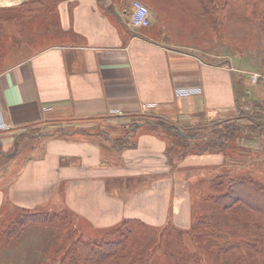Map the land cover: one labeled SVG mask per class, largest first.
Returning <instances> with one entry per match:
<instances>
[{"label":"crops","instance_id":"0c3cea01","mask_svg":"<svg viewBox=\"0 0 264 264\" xmlns=\"http://www.w3.org/2000/svg\"><path fill=\"white\" fill-rule=\"evenodd\" d=\"M24 1L0 0V9ZM132 1L59 0L55 25L34 43L6 48L4 41L3 49L0 32V121L9 126L0 130V225L27 211L60 214L85 232L126 220L186 229L194 213L193 170L203 175L202 193L220 173L249 172L264 185L262 138L235 142L240 151L176 162L167 143L174 132L130 126L131 116L144 110L189 137L181 144H200L211 123L251 107L240 108L236 93L245 65H233L227 43L217 39L232 26L225 21L217 28L210 0H139L150 11V24L141 29L127 25ZM230 16L231 8L228 22ZM257 86L242 92L263 104ZM188 88L193 94L176 95ZM124 132L131 142L118 147ZM36 227L5 244V264H40L34 233L44 228Z\"/></svg>","mask_w":264,"mask_h":264},{"label":"trees","instance_id":"16d2710c","mask_svg":"<svg viewBox=\"0 0 264 264\" xmlns=\"http://www.w3.org/2000/svg\"><path fill=\"white\" fill-rule=\"evenodd\" d=\"M58 1L28 0L18 6L0 9L1 34L11 37L12 40H15L14 43H18V38H20L21 33L26 31L29 23L41 19L46 24L45 26L48 27L49 25L50 28L53 24L52 18L55 19L53 13ZM209 3L210 11L212 8L215 9L217 28L221 27L222 29L224 22H227V10L231 8V19L247 31V37L238 36V38L247 41L259 34L260 41L257 38L255 42L262 41L264 45V0H215L214 6L211 0ZM249 26L252 27L253 31L248 29ZM222 34V32L217 33V39H223ZM235 34L237 32L233 33V35ZM234 46L239 48L237 45ZM256 48L257 56L259 54L263 56L264 46H257ZM246 49L249 50L248 45ZM262 88L264 89V87ZM251 108H253L252 112L240 111L239 115L234 118L211 123L205 128V132H207L206 129H209L210 133L205 134L204 138L201 137L203 139L201 143L192 149L227 154L226 147L230 150L240 151L239 148L241 147L236 146L237 143L235 142L243 138L249 140L262 138V143H264V103H253ZM138 116L142 119L137 118ZM129 124L135 128L138 127V124L146 125L147 129L159 128L164 133L163 136L167 135L165 132L167 129L174 132L173 136L178 140L173 136L171 139L169 137L168 152H171L175 145L190 149V145L187 146L185 139L184 145L180 142L183 138L189 137L181 136L182 134L174 126L166 125L171 123L153 116V114L144 112L141 115L131 116V123ZM124 133L123 140L119 144L117 143L118 147L127 146L131 142L127 138L129 133ZM205 186V196L200 199L202 212L198 213L193 210V218L188 228L177 229L174 226L165 225L156 228V230L160 229V232H163L168 226L175 228L178 230H176L178 237L186 235L190 242L199 240L220 259L222 256H229L230 259L234 260L229 262L223 260L225 264H264V185L248 174L229 176L226 173H220ZM204 204L207 207H204ZM213 211H219V213L216 214ZM56 217H61L64 221L67 220L60 214L23 211L15 221L6 227L4 233H6L8 241L16 242L27 226L53 223ZM129 224L146 226L126 220L105 230L103 239L100 238L102 242L98 245L94 241L74 240L68 249L58 251L61 256L55 264H80L82 260L81 264H151L152 259L157 258L155 256L158 251L153 252L150 256L143 254V250H149L153 246L148 248L150 244H145L138 247L139 241L135 240V234L126 228ZM115 236L117 237L116 241L105 242L107 237ZM185 248L188 249L187 246H184L182 250ZM182 250L176 254L165 251L161 252V255H166L170 259L169 264H201L195 256L196 253H193V248L189 250L191 254H188L187 250L180 253Z\"/></svg>","mask_w":264,"mask_h":264},{"label":"rangeland","instance_id":"374dc122","mask_svg":"<svg viewBox=\"0 0 264 264\" xmlns=\"http://www.w3.org/2000/svg\"><path fill=\"white\" fill-rule=\"evenodd\" d=\"M19 4H21V3H19ZM52 20H53V23L55 24V21L53 18H52ZM229 22H230V24H229ZM229 22L227 20L225 26H229V27L232 26V27H230L229 31H228L227 27H226V31L224 28V31H222L223 39H221L220 41H223L224 44L227 43L226 52H227V54H229V56H231L233 65H245V66L241 67L244 70L240 71V73H243V74L241 75V78H242L241 81L237 82L238 85H237V92H236L237 96H238L239 106H240V108H243L244 107L243 105H252L253 104L252 101H249L245 98V93L242 92L243 89L251 87V84H252L250 82L251 76L256 75V76H258V79H261V81H258V79H256V82H255V84L253 83V85H258L257 87H260L259 90H263L262 84H264L263 83L264 82V72H263L264 70L262 71V69H264V51H263V56L261 54H259V50H258L259 55L258 56L256 55L257 54V48L256 47L261 44L260 42H255L257 40V38H258V41H260L259 40V36H260L259 34H258V36H255V37L253 36V38H249L247 41L242 40V38H238V36L239 37H245L247 34V31L244 28H242V26L239 25L238 23L236 24L235 23L236 21L231 20V18H230ZM51 23H52V21H51ZM45 25L46 24L41 19L38 21H35L33 23H29L26 27V31L21 33L20 38H18V41H17L18 43H15V44H14L15 40H12L11 37L4 35L3 36V38H4L3 39V49H5V46H6V48H9V47H13L14 45L19 44L21 42H26V43L32 42V43H34L35 40L39 39V36L42 34V30L47 29ZM248 29L252 30V27L249 26ZM234 32H237V34L233 35ZM251 39H254V40H251ZM4 41L7 42L6 45L4 44ZM42 42L43 41L41 39H40V41H38V43H41V44H42ZM224 44H222L221 46H223ZM234 45H237L240 49L239 48L237 49ZM247 45H248L249 50L246 49ZM219 52H223V51H219ZM219 52H217V53H219ZM260 75H262V76H260ZM253 96L254 95L252 93L250 97L254 98ZM244 109H248L250 112H252V110H253V108H251V107H244ZM140 111L141 112L138 115H141L145 112L144 110H140ZM137 118L142 119V117H140V116H138ZM170 139L167 140L168 146L170 145V143H169ZM198 144H199V142L198 143L193 142L191 144H187V146L190 145V149H188L187 147L184 148V147H180V146L175 145V147L172 149V151L168 152V156L170 159H174V156H178L177 161H176V162H178L182 158H185V157L189 156L190 154H197V155L205 154V151H201V150H197V149H196L197 151H195L192 149L193 147H195ZM27 148H30V147L28 146ZM226 149L229 152V148L226 147ZM245 173H247L251 176H254L252 173H249V172H245ZM192 175H195V176L192 177V179L189 181V190H190V194L193 198V203H192L193 210H194V212H202L200 209L201 208L200 198L202 199L203 196H205L206 192L203 191L204 193H202L201 190H202V188H204V186L203 185L200 186V183H198V182H199V180L203 179L202 178L203 175H202V173L199 172V170H193ZM205 191H206V189H205ZM204 207H206L205 204H204ZM213 212L216 214L219 213V211L218 212L213 211ZM171 215L172 214H170V216ZM124 219H127V218H124ZM11 220L15 221L16 218L13 217ZM0 221H1V219H0ZM29 226H37L36 228H44V229H38V231L34 233V238L36 240H38L39 245H40V249H41V250H39L40 255L37 257V259L40 260V264H55L57 262V259L61 256L60 253L58 254V251L68 249V246L74 240L79 239V240H83L85 242L94 241L95 244L98 245L102 242V239H103L102 237L105 235L104 234L105 232H101V231L100 232L99 231L98 232H92L91 229H89L88 232H85L87 229L74 226V225L70 224L69 219L64 221L63 218H61V217L60 218L56 217V219L53 223L32 224ZM170 226H172V225H170ZM170 226H168V228L163 232H160V229L156 230V228H160V227H154L153 225L142 226V225H136V224H132V225L129 224L128 226H126V228H128L131 233L135 234V237H136L135 240L139 241L138 247H141L145 244H150V245H148V248L153 246V247H151L152 249L150 248L149 250L148 249L143 250L142 251L143 254L150 256L153 252L158 251V252H156V256H155L157 258L152 259L151 264H169L170 259H168V257L166 255L165 256L167 258L165 256L161 255V252L170 251V253L176 254L179 250H182V248L184 246H187L188 249L185 248L180 253L187 250V253L191 254V251L189 252V250H191L193 248V250H194L193 253H196L195 256L199 259L201 264H225L224 261H228V262L230 260L234 261L232 258L230 259L229 256H222V259H220L215 254L211 253L204 246V244L199 240L198 241L195 240L194 242H190L189 237L186 235H183V237L182 236L178 237L177 232H176V230L178 228L175 229V228H172L173 226L172 227H170ZM6 227H7V224L6 225L5 224L0 225V264H5L7 262V260H6L7 258L5 256H3V251L5 250V249H3V247H5V244L7 245L8 242L10 244H14V243L19 241V240L16 242L8 241L7 235H6V233H4L6 230ZM81 230H84V231L81 232ZM21 235H23V234H21ZM20 238H21V236H20ZM100 238H102V239L100 240ZM116 238H117L116 236L115 237H107L105 239V242L116 241ZM49 239H51L52 241ZM46 247H48V248L45 250ZM47 250H49L50 252L55 251V254L50 255V256L46 255ZM13 259H16V258H13ZM82 261H80V262L82 263Z\"/></svg>","mask_w":264,"mask_h":264},{"label":"built area","instance_id":"2783aa9c","mask_svg":"<svg viewBox=\"0 0 264 264\" xmlns=\"http://www.w3.org/2000/svg\"><path fill=\"white\" fill-rule=\"evenodd\" d=\"M150 24V11L148 8L137 0H133L130 4V11L127 19V25L130 29H137L140 27H146ZM258 76H251V82L255 83ZM193 94L190 88L184 90H176V95L189 96ZM9 126L6 125L2 120L0 121V129H8Z\"/></svg>","mask_w":264,"mask_h":264},{"label":"bare ground","instance_id":"6f19581e","mask_svg":"<svg viewBox=\"0 0 264 264\" xmlns=\"http://www.w3.org/2000/svg\"><path fill=\"white\" fill-rule=\"evenodd\" d=\"M137 1H139V0H137ZM139 2H141V1H139ZM142 3V2H141ZM142 4H144V3H142ZM149 10V9H148ZM141 28H145V27H140V28H137V29H141ZM0 130H3V129H0Z\"/></svg>","mask_w":264,"mask_h":264}]
</instances>
